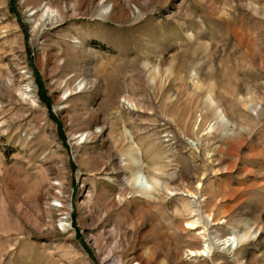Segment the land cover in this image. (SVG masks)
Here are the masks:
<instances>
[{"label": "rangeland", "instance_id": "1", "mask_svg": "<svg viewBox=\"0 0 264 264\" xmlns=\"http://www.w3.org/2000/svg\"><path fill=\"white\" fill-rule=\"evenodd\" d=\"M0 264H264V0H0Z\"/></svg>", "mask_w": 264, "mask_h": 264}]
</instances>
